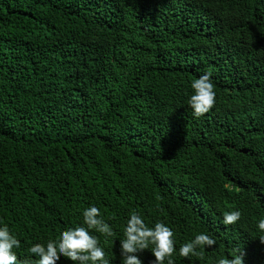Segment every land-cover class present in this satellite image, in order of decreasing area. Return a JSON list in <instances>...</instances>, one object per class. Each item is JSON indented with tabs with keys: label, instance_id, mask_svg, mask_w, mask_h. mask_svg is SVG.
Returning <instances> with one entry per match:
<instances>
[{
	"label": "trees",
	"instance_id": "obj_1",
	"mask_svg": "<svg viewBox=\"0 0 264 264\" xmlns=\"http://www.w3.org/2000/svg\"><path fill=\"white\" fill-rule=\"evenodd\" d=\"M90 205L111 264L133 211L173 229L174 264H264V0H0V221L21 264ZM201 232L216 244L180 256Z\"/></svg>",
	"mask_w": 264,
	"mask_h": 264
},
{
	"label": "clouds",
	"instance_id": "obj_2",
	"mask_svg": "<svg viewBox=\"0 0 264 264\" xmlns=\"http://www.w3.org/2000/svg\"><path fill=\"white\" fill-rule=\"evenodd\" d=\"M192 94L188 98V106L193 116L199 118L208 113L216 104L215 85L212 73L205 72L191 81ZM83 221L79 226L69 227L58 239L44 243H35L28 247L27 252L36 257L35 264H59L61 257L73 264H111L104 248L100 245L98 233L107 238L117 235L113 227L105 221L100 209L95 205L87 207L83 213ZM239 209L225 212L223 223L235 224L241 218ZM257 227L264 232V219L259 220ZM264 242V239H262ZM215 239L201 232L192 240L180 245L178 252L182 257H189L198 248H212ZM151 246L154 257L152 264H174L172 256L177 252L175 233L163 221H158L150 227L141 214L130 213L123 227V239L119 240L120 264H143L138 253ZM21 247L9 225L0 221V264H21L16 249ZM23 264H28L24 261ZM219 264H244V253L237 251L230 259H221Z\"/></svg>",
	"mask_w": 264,
	"mask_h": 264
}]
</instances>
